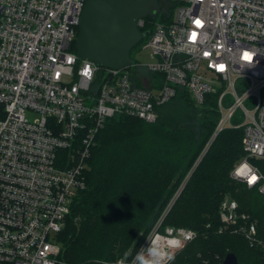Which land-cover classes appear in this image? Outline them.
Instances as JSON below:
<instances>
[{
	"label": "built area",
	"instance_id": "2783aa9c",
	"mask_svg": "<svg viewBox=\"0 0 264 264\" xmlns=\"http://www.w3.org/2000/svg\"><path fill=\"white\" fill-rule=\"evenodd\" d=\"M85 1L0 0V264H66L56 236L86 187L98 131L116 115L154 122L181 90L200 107L213 100L219 116L209 141L243 128L246 156L230 174L264 194V173L251 161L264 159V0H168L172 19L156 21L143 43L150 61L122 68L78 56ZM188 176L134 255L117 264H135L149 240L182 241L176 254L195 238L191 228L164 224ZM218 215L219 231L264 247L235 198L225 195Z\"/></svg>",
	"mask_w": 264,
	"mask_h": 264
},
{
	"label": "trees",
	"instance_id": "16d2710c",
	"mask_svg": "<svg viewBox=\"0 0 264 264\" xmlns=\"http://www.w3.org/2000/svg\"><path fill=\"white\" fill-rule=\"evenodd\" d=\"M173 10L169 2L140 28L151 30L156 21H170ZM218 116L213 100L200 107L181 90L158 108L154 122L130 115L108 118L87 159L86 187L73 200L56 236L60 261L117 264L131 258L189 173L164 224L197 234L171 264H221L230 251L238 264H264L263 246L251 245L232 229L219 231V205L230 195L257 222L264 239V194L230 174L246 156L243 128L224 129L209 141ZM251 161L264 173V159Z\"/></svg>",
	"mask_w": 264,
	"mask_h": 264
},
{
	"label": "water",
	"instance_id": "95a60500",
	"mask_svg": "<svg viewBox=\"0 0 264 264\" xmlns=\"http://www.w3.org/2000/svg\"><path fill=\"white\" fill-rule=\"evenodd\" d=\"M160 12V0H86L78 23V56L104 67L131 64L133 48L150 34L139 21ZM221 264H238L237 255L228 252Z\"/></svg>",
	"mask_w": 264,
	"mask_h": 264
},
{
	"label": "clouds",
	"instance_id": "9594fccd",
	"mask_svg": "<svg viewBox=\"0 0 264 264\" xmlns=\"http://www.w3.org/2000/svg\"><path fill=\"white\" fill-rule=\"evenodd\" d=\"M255 180L258 179L253 175ZM254 180V181H255ZM182 241L172 239L168 243L165 238L149 240L148 246L142 248L135 257V264H171L175 259V249L181 247Z\"/></svg>",
	"mask_w": 264,
	"mask_h": 264
},
{
	"label": "rangeland",
	"instance_id": "374dc122",
	"mask_svg": "<svg viewBox=\"0 0 264 264\" xmlns=\"http://www.w3.org/2000/svg\"><path fill=\"white\" fill-rule=\"evenodd\" d=\"M168 4H169L168 0H160V5L162 7V10H161L162 12L166 10V7H167ZM146 39H147V37H145V39H144V41L142 43H139L137 46H135L133 48L131 54H132V57H133L134 61H139L140 63H147L148 61H150V51H149V49L143 48V43L145 42ZM241 120H242V117H241V109H240V111L234 117V121L238 122V121H241Z\"/></svg>",
	"mask_w": 264,
	"mask_h": 264
},
{
	"label": "snow or ice",
	"instance_id": "6c2138e0",
	"mask_svg": "<svg viewBox=\"0 0 264 264\" xmlns=\"http://www.w3.org/2000/svg\"><path fill=\"white\" fill-rule=\"evenodd\" d=\"M255 180V177H251V180H250V182H252V181H254Z\"/></svg>",
	"mask_w": 264,
	"mask_h": 264
}]
</instances>
